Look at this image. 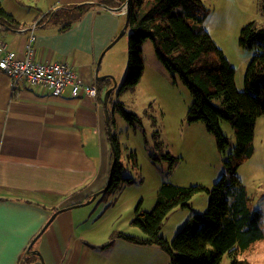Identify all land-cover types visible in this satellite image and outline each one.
<instances>
[{
    "label": "crops",
    "instance_id": "obj_1",
    "mask_svg": "<svg viewBox=\"0 0 264 264\" xmlns=\"http://www.w3.org/2000/svg\"><path fill=\"white\" fill-rule=\"evenodd\" d=\"M0 1L19 24L17 29L0 27V45L24 55L31 43L34 59L66 61L86 84L99 88L97 98L73 96L69 88L56 96L40 85L13 86L0 68V264H110L125 241L133 242L115 235L113 239L91 215V204L83 203L106 186L114 158L104 106L113 80H99L96 71L103 54L99 76L123 78L127 65L124 59L119 64L114 48L118 40L107 47L125 24L126 15L114 9L126 0ZM237 1L242 6L254 2ZM84 3L94 7L68 29L44 19L63 6ZM4 56L0 50V59ZM156 67L164 73L159 64ZM119 100L127 107L125 98ZM61 208L67 209L32 247L43 261L35 254L37 258L27 262L28 246ZM111 240L115 244L108 245Z\"/></svg>",
    "mask_w": 264,
    "mask_h": 264
},
{
    "label": "trees",
    "instance_id": "obj_2",
    "mask_svg": "<svg viewBox=\"0 0 264 264\" xmlns=\"http://www.w3.org/2000/svg\"><path fill=\"white\" fill-rule=\"evenodd\" d=\"M92 7L93 3L63 6L47 13L44 19L54 20L65 30ZM207 13L202 0H131L129 68L119 93L133 89L140 82L145 68L143 44L152 40L157 58L168 71L181 77L192 94L189 121L204 122L226 155L225 173L211 188L201 184L180 186L164 182L152 210L146 211L137 205L132 223L142 229L145 237L117 234L134 243L158 244L170 253V264H220L226 252L236 253L264 237L262 212L250 207L248 192L237 174L239 165L254 153L256 120L264 115V23L250 21L240 31V43L244 47L261 48L247 66L245 89L241 90L236 84V68L202 25ZM18 25L0 1V27L17 29ZM114 111L135 128L142 121L119 99L114 102ZM221 120L229 121L234 127V144L223 132ZM113 142L118 161L112 184L102 194L104 198L133 182L132 178L122 174L124 165L115 134ZM163 156L171 162L179 159L169 152ZM153 158L159 160L154 155ZM130 159L137 164L134 152ZM201 191H208L210 195L208 210L193 215L174 239L168 241L161 234L165 218L179 206H190L192 197ZM25 254L27 262L37 258L33 253ZM231 264L255 263L234 256Z\"/></svg>",
    "mask_w": 264,
    "mask_h": 264
},
{
    "label": "rangeland",
    "instance_id": "obj_3",
    "mask_svg": "<svg viewBox=\"0 0 264 264\" xmlns=\"http://www.w3.org/2000/svg\"><path fill=\"white\" fill-rule=\"evenodd\" d=\"M202 1L208 10L202 25L236 68V84L243 90L247 66L261 48L244 47L240 43V31L250 21L264 23V4L262 0H254L249 6H242L237 0ZM123 4L127 7V0ZM123 4L114 10L125 16L127 11L121 13ZM130 32L128 29L114 47L119 52V64L124 59L127 68L123 78L116 79L118 88L112 96L110 108L113 132L124 165L122 174L132 178L133 182L124 184L121 191L112 193L106 199L101 193L90 204L95 221L102 223L100 225L106 227L112 235L115 233L118 237L117 234L125 233L145 237L142 229L132 223L137 205L146 211L152 210L164 182L180 186L201 184L211 188L225 173L226 155L204 122L189 121L192 94L181 77L168 71L157 58L152 40L148 39L143 44L145 68L142 80L137 87L118 97L129 68ZM158 64L164 73L156 67ZM122 97L126 99L127 109L141 117V125L136 128L114 111V102L119 98L122 100ZM220 125L231 144H234L236 132L232 124L221 120ZM157 131L159 133L156 135ZM253 144L254 153L239 165L237 174L248 192L250 207L262 212L264 233V115L256 120ZM131 152L136 156V165L130 159ZM168 152L179 159L171 162L163 156ZM153 155L159 160L156 161ZM209 202L208 191L196 193L189 202L190 206H179L167 215L161 234L172 241L193 215L208 210ZM234 256L240 260L264 264V237L247 248L238 249L236 253L226 252L220 264H231ZM170 261V253L158 244H130L125 241L111 257L110 264H170Z\"/></svg>",
    "mask_w": 264,
    "mask_h": 264
},
{
    "label": "built area",
    "instance_id": "obj_4",
    "mask_svg": "<svg viewBox=\"0 0 264 264\" xmlns=\"http://www.w3.org/2000/svg\"><path fill=\"white\" fill-rule=\"evenodd\" d=\"M126 11V4H123L121 13L124 14ZM31 38L34 39L35 37L32 36ZM27 47V53L21 55L8 50L6 43L0 45V50L5 51V56L0 59V68L10 76L13 86L22 82L32 86L40 85L48 88L56 96L63 95L69 88L73 96L85 93L92 98H97L98 85L86 84L68 62L36 60L33 57L31 43Z\"/></svg>",
    "mask_w": 264,
    "mask_h": 264
},
{
    "label": "water",
    "instance_id": "obj_5",
    "mask_svg": "<svg viewBox=\"0 0 264 264\" xmlns=\"http://www.w3.org/2000/svg\"><path fill=\"white\" fill-rule=\"evenodd\" d=\"M101 4V3H100ZM130 7H131V0H127V15H126V21H125V24L122 28V30L120 31V33L118 34V36L111 42V44L107 47V48H110L121 36H123L126 31L129 29V18H130ZM106 48V49H107ZM105 52V51H104ZM103 52V53H104ZM102 57H103V54L98 62V67H97V75H98V78L99 80H102V79H105L107 77H111L112 80H113V85L106 91L105 95H104V106H105V113H106V120H107V126H108V134H109V138L111 140V146L113 148V154H114V159H113V162H112V165H111V171H110V175H109V180H108V183L106 184V186L93 194V196L87 200L85 203L83 204H90L91 202H93L98 195H100L101 193H104L105 191H107L111 184H112V181H113V175H114V167L118 161V158L116 157V150H115V145H114V142H113V138H114V132H113V129H114V123L112 121V116H111V111H110V108H109V101H110V96H111V93L116 89L118 88V82L117 80L115 79L114 76H111V75H105L103 77L99 76V70H100V64H101V60H102ZM83 204H80V205H83ZM67 208H61V209H58L56 212H54L52 214V216L50 217V219L47 221V223L43 226V228L41 229V231L39 232V234L35 237V239L33 240V242L28 246L27 248V252L28 253H33V254H37L40 256L41 260L43 261V257L41 256V253L37 250H34L32 249L35 241L37 240V238L41 235V233L48 227V225L52 222V220L62 211L66 210Z\"/></svg>",
    "mask_w": 264,
    "mask_h": 264
}]
</instances>
